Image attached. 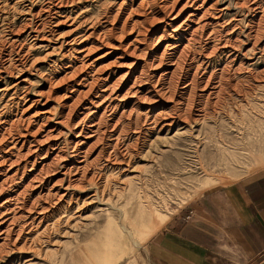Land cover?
Masks as SVG:
<instances>
[{
	"label": "rangeland",
	"instance_id": "rangeland-1",
	"mask_svg": "<svg viewBox=\"0 0 264 264\" xmlns=\"http://www.w3.org/2000/svg\"><path fill=\"white\" fill-rule=\"evenodd\" d=\"M33 1L0 0V264H146L184 207L264 170V0Z\"/></svg>",
	"mask_w": 264,
	"mask_h": 264
},
{
	"label": "crops",
	"instance_id": "crops-1",
	"mask_svg": "<svg viewBox=\"0 0 264 264\" xmlns=\"http://www.w3.org/2000/svg\"><path fill=\"white\" fill-rule=\"evenodd\" d=\"M146 264H257L264 259V170L184 207L147 243Z\"/></svg>",
	"mask_w": 264,
	"mask_h": 264
},
{
	"label": "bare ground",
	"instance_id": "bare-ground-1",
	"mask_svg": "<svg viewBox=\"0 0 264 264\" xmlns=\"http://www.w3.org/2000/svg\"><path fill=\"white\" fill-rule=\"evenodd\" d=\"M26 1H29L30 2V4L28 5V7H26V11H27V14L31 17L30 18V21H32L34 18H35V15L39 18V17H41V12H38V13H35V9H34V1L33 0H26ZM49 1V7L50 8H52V11L54 12V13H57L58 11H57V8H55L56 7V5H55V0H48ZM163 1V4H162V7H164L163 8V10H165V8L168 6V5H170L171 4V1L172 0H162ZM168 1V2H167ZM197 2V1H196ZM206 3V1L204 2V4ZM203 4V5H204ZM202 5V6H203ZM201 6V7H202ZM184 7H185V5H184ZM211 7L209 8V9H207V10H205L204 11V13L202 14V16H200L199 17V13H197V10H195L194 12H192V13H190L189 14V16H187V18L180 24V25H176L175 26V24L171 27V29L174 31V36L176 37L175 38V42L173 43V44H169V45H166L165 46V48H164V51H163V53H162V57L164 58V57H166V55L167 54H169L170 53V55H171V57H173V59H175L174 57H176V53L178 52V47H181L182 48V50H181V52L180 53H183V55L184 54H187V52H189V50H192V48L195 46V44H197V43H199V41L201 42L202 41V39L204 38V34L207 32V30H206V28H208V26L210 27L211 26V21H204V18L210 13V12H212L211 10ZM223 11V10H222ZM172 19H176V17L175 18H172ZM192 20H193V22H192ZM200 20H203L202 21V24H199V21ZM40 21V20H39ZM44 20L43 21H40V25H39V27L36 29L37 31L35 32L36 33V35H35V39L36 40H38V39H40V36H41V32L40 31H42V30H44L45 29V27L43 26V24H44ZM192 22V23H191ZM194 22H196V24H194L193 25V23ZM56 22H53V23H51L50 24V26L51 27H53V25L55 24ZM213 23V22H212ZM60 25V22H58L56 25H55V27H57V26H59ZM215 25V24H214ZM41 26V27H40ZM50 27V35L49 36H54L55 34H56V30H53L52 28ZM55 27H53V28H55ZM214 27V26H213ZM217 27V26H216ZM215 27V28H216ZM225 27V26H224ZM213 29V28H212ZM211 29V30H212ZM216 30V29H215ZM221 31V30H220ZM219 30H218V32H220ZM213 33V32H212ZM211 33V34H212ZM214 33H215V31H214ZM209 34V33H208ZM216 34L217 33H215V36H216ZM221 34V33H220ZM210 35V34H209ZM213 35V34H212ZM212 35H210V36H212ZM218 35V34H217ZM14 36H16V35H14ZM202 36V37H201ZM210 36L208 37V39L210 38ZM258 36V35H257ZM16 38H17V36H16ZM216 38V37H215ZM12 39H13V37H12ZM15 39V38H14ZM13 39V40H14ZM213 39V38H212ZM14 41H16V39L14 40ZM228 41V40H227ZM202 43V42H201ZM225 44V43H224ZM231 44V43H230ZM171 46H173L172 48H170ZM186 52V53H185ZM19 53V52H18ZM21 54V53H20ZM19 54V55H20ZM212 54V53H211ZM18 55V54H17ZM25 55H27V54H25ZM182 55V54H181ZM195 55V54H194ZM184 57V56H183ZM20 58V57H19ZM26 58V57H25ZM163 58H161V59H163ZM9 59H10V57H9ZM9 59H7V60H9ZM21 59H24V57L23 58H21ZM177 59V58H176ZM27 60V59H26ZM154 60V59H153ZM155 61H156V59L154 60V61H152L151 63H155ZM177 61H180V59L179 60H173L172 62L173 63H175V64H177L178 62ZM10 62H11V60H10ZM22 63H24V62H22ZM160 63H163V61L161 60V62ZM10 64V63H9ZM33 64V63H32ZM175 64H173V65H175ZM23 65V64H22ZM7 66V65H6ZM6 66H3L2 67V69L3 70H6L7 68H6ZM9 66V65H8ZM27 66L25 65L24 67H22V68H26ZM157 67V66H156ZM144 69H146V67H144ZM155 69V68H154ZM171 71V70H170ZM166 72H168L169 73V70H166ZM166 74V73H165ZM167 75V74H166ZM172 75H173V73H172ZM165 76V75H164ZM78 144V143H77ZM76 144V145H77ZM85 145H87V143L86 142H84V143H81L80 144V146L81 147H83V146H85ZM80 149V148H79ZM84 154H85V152H83ZM79 154H82V153H79ZM81 156V155H80ZM86 156L87 155H85V158H86ZM79 158V157H78ZM85 158H83V159H85ZM34 163H35V161H34ZM81 163H84V161H81V162H79L78 164H81ZM7 203H9V201H6L4 204H2V205H0V208L2 209L3 207H5L4 205L5 204H7ZM8 207V206H7ZM23 230V229H22ZM21 230V231H22ZM8 231V230H7ZM13 232H12V230H9V232H8V234L9 235H11ZM22 233V232H21ZM20 233V234H21ZM20 234L18 235L19 237H20ZM8 235V236H9ZM105 259V258H104ZM107 260V259H106ZM123 260V258H121L119 261H122ZM103 262V261H102ZM106 261L104 260V263H105ZM113 263V262H112ZM115 264V263H114Z\"/></svg>",
	"mask_w": 264,
	"mask_h": 264
},
{
	"label": "built area",
	"instance_id": "built-area-1",
	"mask_svg": "<svg viewBox=\"0 0 264 264\" xmlns=\"http://www.w3.org/2000/svg\"><path fill=\"white\" fill-rule=\"evenodd\" d=\"M257 264H264V259H262L259 263Z\"/></svg>",
	"mask_w": 264,
	"mask_h": 264
}]
</instances>
